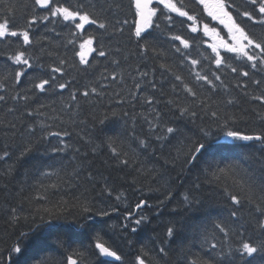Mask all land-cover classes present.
I'll return each instance as SVG.
<instances>
[{"label": "trees", "instance_id": "trees-1", "mask_svg": "<svg viewBox=\"0 0 264 264\" xmlns=\"http://www.w3.org/2000/svg\"><path fill=\"white\" fill-rule=\"evenodd\" d=\"M172 2L178 7L183 5L182 10L189 11L190 15L195 14L198 19L194 22L187 21L182 27L181 22L186 18L172 13L176 23L170 33L165 26L167 22L163 15H160L159 20L154 18L160 27L153 28L152 36L148 37V40L155 45V51L150 50L146 54L147 58L139 55L136 38L133 35L136 15L132 0H57V3H63L64 6L72 8L83 3L88 6L87 11L101 19H106L109 27L107 31H104L99 30L96 25H86L85 30L77 34L73 45L69 44V41L74 39L72 32L75 29L72 22H67L65 26L61 21L56 26L55 32L51 31L53 25L50 23L46 27L36 25L32 33L33 59H38L39 62L36 69L29 70L28 75L22 77L19 87L12 83L14 73L8 68L10 62L6 63L7 55L15 51L19 45L12 43L9 48L8 43L0 42V83L9 84L7 90L0 94L11 96L16 95L17 92H26L31 87L30 77L39 73V64H43L44 71L47 72L49 65L58 64L59 58L66 59L67 64L64 66L66 75L60 77L58 83L68 84L63 91L57 88L55 91L50 89L45 94L32 95L29 102L32 110H37L40 104L46 106L44 109H39L34 117L24 118L25 125L29 123L36 125L35 137L26 136L21 139L19 136L12 137L10 133L5 135L3 124L16 120L19 126V112L8 115L5 105L0 104V155L4 151L10 153L9 157L0 161V248L7 249L11 242L19 237L20 232L28 233L27 238H21L22 246L27 247L26 253L23 256L13 255L9 264H37V262L39 264H61L62 258L66 257L72 249H80L84 253L82 264H121V262L109 261L100 256L98 250H95L96 242L105 244L110 250H117L122 255L123 264H129L140 251L141 245L151 248L155 243L158 250L160 242L166 241V230L172 223L181 227V235L173 242L164 244L168 249V255L159 258L155 253L152 254L153 264H183V255L188 251L196 254L206 252L207 245L203 244L205 237L211 240L214 235H217L214 231L215 223L228 220L230 201H226L223 188L227 184L232 187L233 191H240L239 185H234V179L238 180L239 176H221L219 181L211 175L208 180L202 178V188L196 193L199 203H194L189 208L183 203V195L198 174L197 169L182 173L183 179H177L180 173L179 167L173 169L170 164L166 168L162 167L169 148H171V155L175 157L176 148L181 145L173 141L176 148L165 147L163 155L159 145H154L156 154L153 156V148L150 147L147 152H143L131 139L134 122L135 132L140 138L147 134L148 126L144 122V117L152 108L161 111L165 120L174 119L172 113L169 112L167 101L177 99V95L172 91L173 83H178L174 80L175 75L182 76L189 86L195 85L200 91L197 103L200 99L207 100L213 108L220 106L219 110L223 112L225 108L221 105L228 99H232L234 105L227 107L226 110L235 115L236 127L242 133L254 135L264 131V104L253 99L254 96L264 93V65L252 69L249 64L239 60L236 54L226 52L221 41L229 45L235 42L229 37L227 29L219 21H214L207 16L203 6L197 5L196 0H172ZM236 3L241 4L242 0H236ZM32 4L33 0H0V19L7 16L12 20L13 27L23 29L26 26V19L34 14ZM243 7L253 11V8L247 4H243ZM162 8L163 5H159L158 14ZM101 9L104 11L102 12ZM36 14L43 15L45 12L38 10ZM233 16L237 19L235 12ZM257 18L259 19L258 15ZM125 20L128 21L126 25L123 24ZM237 22L255 36L264 38V29L259 24L253 26L251 22L246 21V18L237 19ZM205 24L209 29L214 28L215 33L210 31L208 35H205ZM121 25H123V34L115 30ZM192 26L197 28V33H191ZM177 33L187 38L190 45L189 49L185 50L189 53L186 61L175 53L171 47L172 41L168 39L170 35ZM89 36L99 38V43L94 41V48L103 47L111 54L101 58L95 52L91 53L88 56L90 66L84 71L82 69L85 66L79 65V57L74 56V52L79 51V43ZM175 43L179 44L178 41ZM41 44L44 45L43 49L40 47ZM212 44L218 45L222 60L227 57L231 58L227 59L225 65L219 69L214 62L216 54L209 47ZM29 52L33 53V49L30 48ZM158 54L159 59L156 58ZM193 58L198 60L197 66L190 64ZM112 60L118 61L119 67L112 64ZM162 64L165 68L160 67ZM241 64H244V67L240 70L249 71V77H242L231 71L233 66L240 67ZM106 68V74L109 77L113 71L117 74L115 83L109 84L108 81L100 79L101 75L105 74ZM145 71L149 75L141 78L140 74ZM196 72L208 74L210 77L212 73H216L221 75L224 83L220 85L219 81L216 82L219 87L217 93L201 89L196 82ZM153 79L158 89L163 84V96L160 95L159 90L153 92L146 84L145 81ZM254 80L261 81L258 88L252 83ZM136 82L141 83L142 91L135 88ZM100 83L109 84V86L101 90L98 87ZM239 84H247L248 87L244 89L238 87ZM93 86L97 87L98 92L103 91L104 94L101 97L92 95L88 98L80 95L85 89L90 90ZM177 92L180 102L187 103L183 85H180ZM74 93L77 96L75 102L71 99ZM115 93H120V95L117 96ZM130 93H137V95L132 96ZM149 95H153L159 103L147 105L145 100ZM117 101L123 102L118 103ZM8 106H12L11 101ZM17 108L23 111V102H20ZM125 112L128 113L127 117L123 115ZM113 113L116 115L114 116ZM201 115H203L202 112ZM100 120H105V123L101 125ZM81 121L84 123L81 124ZM200 123L201 121L197 120V125ZM204 123L209 122L205 120ZM41 124L46 127L51 126L48 128L49 131L70 132L71 135L65 137V140L71 147L64 153L53 155L48 152L45 154L51 145L58 144V138L52 137L51 145L38 141ZM178 126L187 135L192 134L188 129L195 130L191 123L186 124L184 121H180ZM211 129L213 133L211 141L214 144L236 145L231 148H221L213 160L214 167L238 165L240 175L248 172L254 177V183L258 189L261 179H264V172L261 171L259 163L262 146L258 142L245 143L226 140L215 124L211 125ZM110 137L116 140L120 150L129 154V158L135 162L133 166L123 170L117 167L108 148ZM89 138L91 144H85ZM29 139H31L33 150L24 158L17 160L23 148L28 146ZM76 148H80L81 152H75ZM84 152L88 153L86 159L83 156ZM81 163L94 173L97 186L93 189L91 185L82 181L77 191L65 194L68 193V189L64 188L60 181L67 178L66 174H71L74 169L79 168ZM153 168L156 172L151 171ZM9 169H11V174L6 175ZM41 171H52L54 175L46 179L40 175ZM84 175L86 176L87 173L85 172ZM104 178L107 179L109 185L115 188L111 198L98 195L102 191ZM41 180L44 186L59 184L62 189L61 193L51 197L50 200L36 199L38 194L44 193L39 183ZM165 189H170L173 197L166 200L163 206H159L158 202L165 200L167 195ZM120 194H122L121 199L117 200L116 197ZM241 194L246 196L247 189L245 188ZM73 196L81 197L82 201L86 197L94 211L111 208H117L118 211L111 212L109 217L85 214L82 213L81 208L71 206L76 203ZM256 196L257 199L260 198L258 190ZM140 199H147L152 205L150 208L140 210V214L149 217L151 222L143 225L141 231L136 234L131 232V227L127 231H122L121 225L125 223L124 215L129 211H136L135 205ZM63 201L70 203L68 212L63 214L66 218L56 222L58 227L49 228L46 224H42L41 217L44 221L49 219L48 213L44 210L56 211ZM12 207L18 209L23 207L24 209L15 225L10 220L9 213ZM244 215L247 217V207ZM25 216L27 220L24 219ZM33 219L39 228H34L31 223ZM255 223L254 219L251 220L252 227L246 232V236L253 239H264V236H261L259 230L255 228ZM97 237H99L98 241ZM4 255L7 256V251ZM245 259L251 260V264H264V252H258L253 257ZM236 264H241V262L237 259Z\"/></svg>", "mask_w": 264, "mask_h": 264}, {"label": "snow or ice", "instance_id": "snow-or-ice-1", "mask_svg": "<svg viewBox=\"0 0 264 264\" xmlns=\"http://www.w3.org/2000/svg\"><path fill=\"white\" fill-rule=\"evenodd\" d=\"M156 7H153V0H133L135 7L136 19L134 21L135 28L133 35L136 38V44L139 49V55L147 58V53L155 51V45L152 44L148 37L152 36V29L159 28L160 24L156 23V20H159L160 15L164 16V20L167 22L166 27L171 33L175 28L176 20L171 15L175 13L178 17L186 18L185 21L181 22L183 24L187 21H195L198 17L195 14H189V11L182 10V6L178 7L176 3H173L172 0H155ZM197 5H202L204 12L207 13V16L211 17L214 21H219L224 28L227 29L228 35L232 41L235 43L229 45L221 41V45L228 53L236 54V57L243 61L246 64H249L252 69H257L259 66L264 65V38L257 37L253 33L246 30L242 27L240 23L237 22V19L246 18V21L251 22L253 26L259 24L262 29H264V0H242L241 4H237L236 0H196ZM243 4H247L253 8V11L247 10L243 7ZM159 5H163V8L160 9L158 14L157 8ZM88 6L81 3L78 7L72 8L71 6H64L63 3H57V0H33L32 10L33 13L30 17L26 19V26L23 29H17L13 27V22L7 16L3 19H0V42L8 43L9 48H11L12 43H17L19 46L15 51L10 52L6 57V63H8V68L14 73V79L12 83L19 87L22 83V77L28 75L29 70L37 68L39 60L33 59L34 54V41H33V30L36 25L47 26V24H52L53 27L51 31L55 32L56 26L64 22L67 26V22H72L74 24L75 31L72 32L73 40L69 41V44H75V38L78 33H82L85 30L86 25H96L99 30L107 31L109 23L106 19H101L100 17L94 15L92 12L86 10ZM38 10H44L45 14L39 15ZM166 10V13H165ZM103 12L104 10L101 9ZM233 12H235L237 19H234ZM257 15L259 19L257 18ZM78 21V22H77ZM117 23H120L117 21ZM127 20L123 21V24L126 25ZM123 34V25L119 29H115ZM191 33H197V28L192 26L190 28ZM215 33V29H209L208 25H204V34L208 35L209 32ZM58 35V33H57ZM218 35V34H217ZM172 41L171 47L174 49L175 53L179 54L181 59L186 61L188 59L189 53L185 50H188L190 45L187 38L182 37L180 34H172L168 37ZM22 41V43H20ZM94 41L99 43L98 37L89 36L84 39L82 43H79V51L74 52V56L79 57V65L85 66L84 71L87 70V67L90 66V61L88 56L95 52L98 57H106L110 55V51L105 50L103 47H93ZM144 41V43H140ZM178 41L179 44L175 42ZM182 46V47H181ZM43 49L44 45H40ZM211 50L215 53V65L217 69L225 65L227 59L230 57L224 58L222 60L220 52L218 51V45L212 44ZM33 49V53L29 52V49ZM49 55L51 53L49 52ZM160 58L159 54L156 57ZM112 64L119 67V63L116 60L111 61ZM67 64V60L64 58H59L58 64L49 65L48 71H44L43 64H39V73L30 77L29 83L31 87L26 92H17L16 95H5L0 94V104L5 105L7 109V114L12 115L13 113L19 112V126L16 120L8 121L3 124L5 135L9 133L12 137L19 136L21 139L24 137H35L37 134V127L34 123H29L25 125L24 118H32L38 112L39 109H44L46 106L40 104L37 110H32L30 108V100L32 95L39 93L45 94L49 90L55 91L59 89L63 91L68 84L58 83V79L66 75L64 66ZM192 66L198 65V60L193 58L190 60ZM161 68H165V65H161ZM244 67V64H241L240 67L233 66L231 71L237 73L242 77H249V71L240 70ZM166 70V69H165ZM107 68L105 69V74H102L100 79L102 81H108L109 84L115 83L117 80V74L115 71L112 72L111 76L106 74ZM141 78L147 77L148 72H142ZM196 82L200 85L201 89L207 90L212 93H217L219 87L217 81L220 82V85H223L224 81L221 75L212 73V77L208 74H201L200 72L195 73ZM174 80L178 83H173L172 91L177 95L176 100H168L167 106L169 112L172 113L174 119L165 120L164 114L161 113L157 108H152L147 116L144 117V122L148 126L147 134L140 138L135 132V122L133 130L131 131V139L136 143L137 147L143 152L151 147L153 148L152 155L156 154L154 145H159L161 154L163 155V149L167 146L176 148V145L173 144V141H176L177 144L181 147L176 148L177 155L173 157L171 155V148H169L167 158L164 159V165L162 167H167L169 164L173 169L176 167L180 168V173L177 175V179H183L182 173L191 172L192 169H197L198 174L191 181L188 189H186L185 194L183 195V203L189 208L193 206L194 203H199L196 198V193L202 188V178L203 180H208V177L211 175L217 181L221 179V176L224 177H236L239 176L238 180L234 179V185L238 184L240 191H233L232 187L225 184L223 188V195L226 201H230L229 211H228V220L223 222H217L214 225V231L217 235H214L211 240L207 237L203 240V244L207 245V251L202 252L201 254L192 253L188 251L183 255V264H236L237 259L241 264H251V260H246V257H253L258 252H264V239H253L250 236H246V232L249 228L252 227L251 220H255V228L259 230L261 236H264V179H261L259 187L254 183V177L250 176L248 172H244L243 175H240V169L238 165L229 164L224 167H219L218 165L214 167L213 160L218 154L221 148H231L236 145H216L211 141L213 136L211 125L215 124L216 128L221 131L226 140H231L233 142H258L261 147V157L259 163L261 165V171L264 172V131H261L258 134L249 135L242 133L238 127H236V117L234 114L229 113L226 109L229 106L234 105L232 99H228L222 107L225 108V111L221 112L219 107L213 108L210 105V102L207 100H197L200 98V91L196 88L195 85L189 86V83L186 82L182 76L175 75ZM148 84L153 92L157 90L160 91V95H164L163 84L157 86L155 80L145 81ZM253 84L258 88L261 84L260 80L252 81ZM109 84L100 83L98 87L103 90L105 87H108ZM183 85V93L187 103H182L179 100V93L177 89ZM9 84L0 83V93H3L7 90ZM238 87L247 89V84H239ZM135 88L138 91H142V85L140 82H136ZM103 91H97V87L93 86L90 90L85 89L81 96L88 98L92 95L101 97ZM119 96L120 93H115ZM132 96H136L137 93H130ZM72 101L75 102L77 99L76 94L74 93L71 97ZM253 99L258 100L261 104H264V93L259 96H254ZM12 102V106H8L9 102ZM23 102V111L17 108V105ZM34 102V101H33ZM121 103L123 101H117ZM145 103L149 106L154 103H159L158 100H155L153 95L147 96ZM201 112L203 115H201ZM43 114V113H39ZM115 116L116 114L113 113ZM125 117L128 116V113H123ZM197 120H200L201 123L197 125ZM207 120L209 123H204ZM180 121H184L186 124L191 123L195 130L188 129L192 134L187 135L186 132L181 129L178 124ZM81 124L84 122L81 121ZM105 120H100V124L103 125ZM51 126H44L43 124L39 127L40 135L37 137V140L40 142H47L51 145V138H58L57 145H51L45 154L50 152L51 154L64 153L71 146L66 142L65 137L71 135L68 131H49L48 128ZM83 139V137H81ZM85 144H91V139L85 141ZM108 148L111 151V158L116 162L117 167L121 170L129 168L134 165V161L129 158L127 152L120 150L116 144L114 138H109ZM33 150L31 139H29L28 146H25L20 152L17 160H20L27 156ZM95 151V149H93ZM75 152L80 153L81 149L76 148ZM88 153L84 152L83 156L86 159ZM10 153L4 151L0 155V161L5 160L9 157ZM211 158V159H208ZM152 172H156V169L153 168ZM85 172L87 175L85 176ZM6 175L11 174V169ZM40 175L46 179L51 178L54 173L52 171H41ZM67 178L60 181L63 184L64 188L68 189L69 194L77 191L81 187V182L89 184L95 189L97 186V181L95 179L94 173L86 166L81 163L79 168L73 170V173L66 174ZM155 177L153 180L155 181ZM41 188L44 189L43 194H38L36 199L38 200H50L51 197H54L61 193L62 189L59 184H49L47 186L43 185V181L40 182ZM247 189V195L244 196L241 193L244 189ZM257 190L260 193V198L257 199L256 192ZM23 191V189H21ZM115 188L109 185L106 178H104V184L102 191L98 194L101 197L105 195L111 198ZM167 195L165 200H160L158 202L159 206H163L166 200H170L173 197V193L170 189H165ZM84 195V194H82ZM121 195H117L116 199L120 200ZM73 199L76 201L75 204H72V207H79L82 209V213L85 214H94L99 217H109L111 212L118 211L117 208H111L109 210L97 209L94 211L92 204L87 202L85 197L84 201L81 200V197L73 196ZM103 202V200L101 201ZM69 201H63L59 204V207L56 211H51L45 209L44 211L48 213L49 219L44 221L41 217V223L46 224L49 228H57L56 222L62 218H66L63 214L68 212ZM55 207V206H54ZM152 205L148 203L147 199H140L135 205L136 211H129L124 215L125 223L121 225L122 231H127L131 227V232L136 234L141 231L143 225H146L151 222L150 218L140 214L141 209L150 208ZM247 207V217H245L244 212ZM24 211L23 207L19 209L17 207H12L10 209V220L13 225L17 224L20 218V214ZM27 220V216L24 217ZM91 219V216H89ZM34 228H39V225H36L35 219L31 221ZM182 229L176 223H172L171 226L167 227L166 230V241H161L160 246L157 250L156 244L153 243L151 248H148L147 245H141L140 251L135 255V258L129 262V264H153L152 254L155 253L157 257L162 258V256L168 255V249L164 246L165 243L173 242L176 238L181 235ZM219 236V239H217ZM28 233L20 232L19 237L15 241H12L7 249L0 248V264H9L12 261L13 255L23 256L27 247L22 246L21 238H27ZM99 237H97V241ZM62 244V242H61ZM235 245V246H233ZM95 250H98L100 256L105 258H113L114 261L121 262L123 264L122 255L118 253L117 250H110L109 247L105 244L96 242ZM217 250H219L217 252ZM7 251V256L4 255ZM84 253L80 249H72L71 252L66 257H63L61 264H82ZM207 257V258H205ZM39 264V262H37Z\"/></svg>", "mask_w": 264, "mask_h": 264}, {"label": "water", "instance_id": "water-1", "mask_svg": "<svg viewBox=\"0 0 264 264\" xmlns=\"http://www.w3.org/2000/svg\"><path fill=\"white\" fill-rule=\"evenodd\" d=\"M132 2H133V0H132ZM134 4V3H133ZM153 7L154 6H156V2H155V0H153V5H152ZM135 8V7H134ZM107 260H109V261H114V259L113 258H106Z\"/></svg>", "mask_w": 264, "mask_h": 264}, {"label": "bare ground", "instance_id": "bare-ground-1", "mask_svg": "<svg viewBox=\"0 0 264 264\" xmlns=\"http://www.w3.org/2000/svg\"><path fill=\"white\" fill-rule=\"evenodd\" d=\"M113 40V39H112ZM203 52V51H202Z\"/></svg>", "mask_w": 264, "mask_h": 264}]
</instances>
